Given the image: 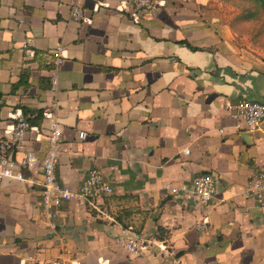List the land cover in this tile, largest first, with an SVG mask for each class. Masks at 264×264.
<instances>
[{
	"label": "crops",
	"instance_id": "1",
	"mask_svg": "<svg viewBox=\"0 0 264 264\" xmlns=\"http://www.w3.org/2000/svg\"><path fill=\"white\" fill-rule=\"evenodd\" d=\"M135 1L0 0V135L16 110L42 111L13 158L42 159L55 121L58 181L75 190L98 168L114 190L95 207L63 203L52 225L39 166L0 180V264H264V208L244 195L264 167V123L248 131L233 116L241 99L264 102L263 64L236 50L208 0L134 16ZM203 173L210 201L170 192ZM130 228L150 243L142 256L117 242Z\"/></svg>",
	"mask_w": 264,
	"mask_h": 264
},
{
	"label": "built area",
	"instance_id": "2",
	"mask_svg": "<svg viewBox=\"0 0 264 264\" xmlns=\"http://www.w3.org/2000/svg\"><path fill=\"white\" fill-rule=\"evenodd\" d=\"M158 7L159 1L157 0H136L133 14L137 16L139 12H155ZM71 16L75 21L85 19L82 9L77 3L73 4ZM25 49L27 55L31 54L28 46ZM62 59V48L57 47L53 51L52 62L57 66ZM233 116L241 128L255 131L264 123V102L241 99L234 107ZM12 118L13 124L11 128L5 135H0V180L6 178L24 179L23 169L39 166L40 175L36 184L41 189L43 215L50 221V224H54L53 220L58 215L63 203L74 201L87 203L95 207L97 200L104 199L113 194L112 185L105 179L103 172L98 168L91 169L82 180L80 186L75 190L69 189L58 181L56 161L62 133L55 121H52L49 125L48 149L42 159H39L33 152L27 151L20 160H15L13 152L20 146L21 141L32 126L25 115L19 110H16L12 114ZM79 136L80 138H85V133L80 132ZM168 188L173 194H180V192L185 191L204 202L210 201L216 192L214 178L206 173L195 176L190 186L182 184L181 186H171ZM244 195L251 204L264 208V167L256 168L249 176L245 184ZM206 227L207 223L205 221L197 224L198 229H205ZM117 242L127 252L135 256L144 255L150 247L149 241L132 228L124 229ZM158 247L160 252L165 249V246ZM19 264H66V262L57 258L48 261L22 260Z\"/></svg>",
	"mask_w": 264,
	"mask_h": 264
},
{
	"label": "rangeland",
	"instance_id": "3",
	"mask_svg": "<svg viewBox=\"0 0 264 264\" xmlns=\"http://www.w3.org/2000/svg\"><path fill=\"white\" fill-rule=\"evenodd\" d=\"M208 2L211 3L210 9L212 8L226 24L228 29L226 31L230 32L231 42L236 50L245 52L257 63H262L264 68V7L261 2L249 0Z\"/></svg>",
	"mask_w": 264,
	"mask_h": 264
},
{
	"label": "trees",
	"instance_id": "4",
	"mask_svg": "<svg viewBox=\"0 0 264 264\" xmlns=\"http://www.w3.org/2000/svg\"><path fill=\"white\" fill-rule=\"evenodd\" d=\"M249 1H258L261 2V5L264 7V0H249ZM216 31V30H215ZM180 43L184 44L185 46H187L189 49L191 50H197L198 48L192 46L188 41H186L185 39L181 40ZM22 108V107H21ZM23 112L26 114L27 110H25V108H23ZM36 116L32 119L27 118V120L30 122V124H37V120L42 118V111L41 110H37L36 112ZM31 124V125H32Z\"/></svg>",
	"mask_w": 264,
	"mask_h": 264
},
{
	"label": "water",
	"instance_id": "5",
	"mask_svg": "<svg viewBox=\"0 0 264 264\" xmlns=\"http://www.w3.org/2000/svg\"><path fill=\"white\" fill-rule=\"evenodd\" d=\"M243 137H244V135H243Z\"/></svg>",
	"mask_w": 264,
	"mask_h": 264
}]
</instances>
